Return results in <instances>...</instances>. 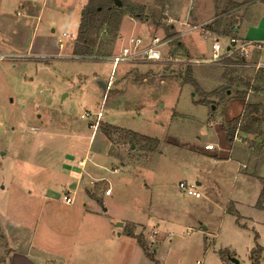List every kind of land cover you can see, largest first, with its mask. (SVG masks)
<instances>
[{
	"label": "rangeland",
	"instance_id": "rangeland-1",
	"mask_svg": "<svg viewBox=\"0 0 264 264\" xmlns=\"http://www.w3.org/2000/svg\"><path fill=\"white\" fill-rule=\"evenodd\" d=\"M90 1L98 0H77L66 12L69 0H0V53L49 56L0 61V215L26 226L23 233L31 243L29 253L17 250L34 264H233L231 258L253 264L249 252L257 242L258 264H264V209L256 206L259 178L264 179V81L257 73L264 67L249 64L259 50L251 49L244 67L165 61L113 67L77 59L84 55L77 29ZM120 2L118 21L109 17L100 25L97 19L101 28L90 36L91 53H118L136 33L148 38L182 33L179 22L218 19L210 30L222 33L230 23L244 31L253 26L254 15L264 14L260 6L233 13L230 0ZM129 7L142 10L139 19ZM63 32L67 36L59 48L56 39ZM213 35L204 39L192 31L165 53L208 63ZM217 35L224 45L232 33ZM245 103L255 104L256 111L240 122L229 142L226 124ZM85 111L90 117L83 119ZM96 121L101 134L89 141ZM128 131L154 141L134 143ZM206 144L213 149H204ZM81 159H88L93 172L81 176L82 182L66 169L77 168ZM180 181L199 182L201 197L181 193ZM74 186L68 206L62 197ZM91 187L100 201L88 198ZM108 187L111 194L105 195ZM81 209H94L104 227L95 249L82 230L68 224ZM11 236L8 241L0 232V264L4 259L10 264L8 246L19 244Z\"/></svg>",
	"mask_w": 264,
	"mask_h": 264
},
{
	"label": "built area",
	"instance_id": "built-area-1",
	"mask_svg": "<svg viewBox=\"0 0 264 264\" xmlns=\"http://www.w3.org/2000/svg\"><path fill=\"white\" fill-rule=\"evenodd\" d=\"M181 26H185V30L182 33H177L175 35H163L158 36L154 35L150 38L146 37L144 33H136L129 35L126 38V41L119 47L118 53H114L112 55L106 54H87V55H80L77 59L89 60V61H98V62H107L111 64L113 67H116L120 64H127V63H136L140 61L144 62H155V61H165L167 63H174V64H197V65H206V64H218L219 66H239L244 67L247 64L244 63V57L248 53V49L250 47L249 41L240 40L234 36H230L226 38V42L224 45L220 44L219 35L215 32H212L208 27L211 24L209 23H201L197 25H190L186 22H179ZM207 27V29H206ZM199 31L200 34L203 36L204 39H208V35L213 33V40L211 44V60L206 61L202 60H193L182 54L174 53V52H166L165 47L175 41L178 37L190 33L192 31ZM67 34L63 32L61 37L56 39L59 48L63 47V38L66 37ZM163 49V50H162ZM23 59H34V60H49V56L47 55H39L32 52H29L24 55H18L14 53L4 54L0 53V61L9 60H20ZM227 59H231V62H227ZM256 67H264L261 63H256ZM81 118H89L90 113L85 111L83 114L80 115ZM98 118V117H97ZM97 121L95 124H91L90 127L94 130L97 127ZM206 150H212L213 147L211 144H206L204 146ZM83 165V163H80ZM113 171H117L113 169ZM99 181H103L100 179ZM107 181V180H104ZM109 183V181H108ZM178 190L181 193L186 195L193 196L194 198H200L201 194L197 190L195 184H188L187 182L180 181L178 183ZM68 191H65V194L62 197V200L66 204H71L73 202V198L68 195ZM105 195H110L111 190L110 187L104 190ZM156 234V231L153 232Z\"/></svg>",
	"mask_w": 264,
	"mask_h": 264
},
{
	"label": "crops",
	"instance_id": "crops-1",
	"mask_svg": "<svg viewBox=\"0 0 264 264\" xmlns=\"http://www.w3.org/2000/svg\"><path fill=\"white\" fill-rule=\"evenodd\" d=\"M244 1H247V0H230L232 7L229 11H233V13H235V12H239L240 10H246L252 6H260V7H263L261 10H262V12H264V0H254L251 2H247V3H244ZM44 3H46V0H43L42 4H44ZM76 3H77V0H69V5H67L65 11L66 12L72 11V9L75 8ZM255 13H256V11H254V14ZM254 16L255 17H253V18L251 17L253 19V23H252L253 26H250L249 29H246L244 31H240V29H241V24H240L236 28L233 29L231 36H234V37H236L240 40H243V41H249L251 43L250 47L248 49V53L244 57L246 59V61H247V58L249 60L251 49L259 50L258 52H260V54L258 55V59L255 61H251L249 64L254 65L256 63H261L264 65V61L260 60V57L262 55L261 51L264 50V14L263 15L262 14L254 15ZM199 24H201V23H199ZM193 25H197V24H193ZM250 28H251L253 33L249 32ZM211 31L215 32L216 34H222L218 31H213V30H211ZM37 50H39V49H37ZM227 62H231V59H227ZM99 133L100 132L96 133V130L95 131L91 130L89 141H91L93 138H95V136ZM87 160L88 159H81L80 161H78L77 168H75L73 166V164L66 167V169H68V172H70V171L77 172L78 178H80V182L83 181V178L81 176H84V175L86 176V174H89V173L92 174L93 173L90 170V167H88V165H87V162H86ZM80 163H83V165H81ZM109 184H110V182H109ZM196 185H199V182H196ZM88 190L86 191L88 198L95 200V201H100L97 194L95 196L96 198L89 195V192L94 191L92 189V187L89 191ZM67 191H69L68 195L72 193V198H73V195L76 192V186H74L73 190L67 189ZM63 203H64V201H63ZM64 204H66V203H64ZM71 204H66V205L70 206ZM91 212H89L87 210H83V209L79 210V215H80L79 218L77 219L76 217L75 218L69 217L68 224H69L71 230H72V224H73V230L76 228H77L78 232H81V230H82L83 234L81 235V237L88 239V240H86L88 243H93L92 245H90V247L95 249L99 245L98 239H99L100 235L102 233H104V227L100 226L99 223L96 222L95 218H98V216L94 215V213L97 214V212L94 209ZM131 223H134L135 226L137 225V223H135V222H131ZM125 225H126V223H125ZM122 226H123V224H122ZM118 227H120V226H118ZM24 229H27V227L21 225L20 223L12 222L6 216V214L3 216L0 215V232L2 233L4 238L5 239L7 238V240L9 241L8 236L13 234V236H11V237L18 239L17 243H19V244H17L18 246H16L17 247L16 249L13 248V246L12 247L8 246L9 254L7 257H9L8 262L10 264H34L33 261H31L32 259L27 254L22 255L23 252L17 250V249L23 248L24 250L25 249L28 250L26 253L30 252L29 247H30L31 243L28 239L29 235L26 236V234L23 233ZM105 229L106 230L108 229L109 232L111 233L109 225H105ZM25 237H27V238H25ZM3 261L5 262V259ZM37 264H40V263H37Z\"/></svg>",
	"mask_w": 264,
	"mask_h": 264
},
{
	"label": "trees",
	"instance_id": "trees-1",
	"mask_svg": "<svg viewBox=\"0 0 264 264\" xmlns=\"http://www.w3.org/2000/svg\"><path fill=\"white\" fill-rule=\"evenodd\" d=\"M254 0H247L244 1V3L251 2ZM118 7H115L114 0H98L97 2L90 1L85 7L84 12L81 15L80 23L77 29L76 34V42L78 44H81L84 48V55L90 54L95 49V39L91 38L90 36L92 34L97 35L99 33V30L101 27L97 28L95 25L98 18H100V22L102 25L107 18L114 17L117 18V21L120 17V14L118 13L119 10H117ZM120 9V8H119ZM137 10L138 12L133 14L134 11ZM142 10L138 9L136 7H129V14H133L135 18L139 19V16L141 14ZM219 20L212 21L210 27L212 24H217L215 22H218ZM219 26V25H218ZM223 31H221L223 34L228 35V33H232L233 29L231 24H224ZM116 28V27H114ZM116 30V29H115ZM213 31H217V29H213ZM258 81L262 80L264 81V68H260L258 73ZM193 84V83H191ZM257 106L255 104H248L245 103L243 105V109L241 114H239L237 117H234L230 121L227 122L225 127V133H226V139L229 142L233 141L234 132L237 130L238 125L242 120H244L248 115L252 114L254 111H256ZM101 132L109 139L110 135L108 130H104V128L100 129ZM244 132H248L244 129ZM129 138L132 140V142L135 143V141H154L153 139H150L149 137H145L142 135H139L133 131H128ZM261 135L264 136V131L261 133ZM261 146L264 147V139L261 141ZM260 146V147H261ZM262 183V188L260 191V194L258 196V200L256 202V206L264 209V179L259 178ZM89 195L92 197L96 196V193L93 191L89 192ZM96 198V197H95ZM130 235H134L132 232H129ZM139 243L141 244L143 250L148 255L145 245L142 242L141 238L139 236H135ZM261 247L255 242V247L250 250L249 252V258L253 261V264H258L260 256H261Z\"/></svg>",
	"mask_w": 264,
	"mask_h": 264
},
{
	"label": "water",
	"instance_id": "water-1",
	"mask_svg": "<svg viewBox=\"0 0 264 264\" xmlns=\"http://www.w3.org/2000/svg\"><path fill=\"white\" fill-rule=\"evenodd\" d=\"M114 3H115L116 6H120L121 5L120 0H114ZM82 13H83V10H82ZM103 210L105 211V209H103ZM117 226H120L121 227L122 226V223H118ZM231 261L233 262V264H239V262L235 258H231Z\"/></svg>",
	"mask_w": 264,
	"mask_h": 264
}]
</instances>
